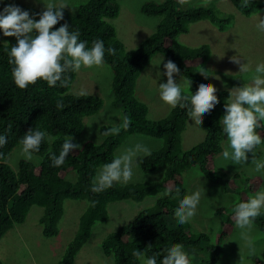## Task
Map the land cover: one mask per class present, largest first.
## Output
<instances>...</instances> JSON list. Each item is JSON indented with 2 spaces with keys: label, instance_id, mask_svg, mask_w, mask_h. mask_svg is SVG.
I'll return each instance as SVG.
<instances>
[{
  "label": "trees",
  "instance_id": "obj_1",
  "mask_svg": "<svg viewBox=\"0 0 264 264\" xmlns=\"http://www.w3.org/2000/svg\"><path fill=\"white\" fill-rule=\"evenodd\" d=\"M176 2L163 0L162 3L148 2L142 5L143 14L161 17V21L154 32L132 50L125 48L113 25L107 22L119 14L116 0H87L74 11L68 8L63 10L64 19L53 30L67 22L69 31H78L79 40L87 42V48H91L96 40L103 41V64L112 72L113 104L121 108L122 121L127 117L130 126L125 130L122 123L116 126L102 125L99 128L101 142L95 144L87 141L81 144V149L70 153L61 167L51 166V155H59L66 139L80 137L85 127L84 118L97 114L103 107V101L96 95L72 93L70 89L76 72L71 70L63 74V86L57 82L56 86L50 87L47 82L38 80L24 90L19 89L12 78L13 65L8 62L10 49L17 42L0 43V135L7 138V143L0 147V240L14 225L25 222L33 206L43 210L39 218L42 235L45 238L56 237L59 233L58 223L64 214V202L85 201L87 207L79 217L77 230L57 263L74 264L77 254L89 241L93 226L108 220L109 205L121 201L141 203L147 197L156 196L151 207L141 210L132 220L105 236L101 244L103 254L112 257L114 264H140L141 259L151 257H155L159 264L166 254L165 250L176 244L182 245V248L200 250V243H206L210 258L200 264H220V246L235 226V206L246 202L250 196L248 192H254L261 181L258 177L241 178L242 174L237 173L221 176L214 168V158L222 150L221 120L225 114L224 105L229 102V92L218 88L199 73V67L210 57L208 46L192 48L178 40L180 35L188 32L191 24L200 21L224 31L231 25L232 16L205 7L181 11L176 8ZM230 2L244 16L264 12V1ZM3 3L5 6L16 4L32 15L44 10L18 0H3ZM245 3L247 7L242 6ZM36 19L39 17L36 16ZM110 47L116 50L115 55L108 54L107 49ZM157 55L173 61L186 81L189 93L181 95L182 102L185 99L190 102L191 95L202 83H210L217 89L219 103L202 117L204 138L188 150H184L181 145L189 119L186 110L177 106L166 117L151 121L147 118L148 107L144 97L139 91L137 94L141 101L135 95L139 76ZM238 86L247 85L241 82ZM58 103L62 107H58ZM30 128L46 133L39 151L32 153V157L40 159L33 162L22 156L13 169L6 161L17 146H22L20 141ZM113 128H119L118 134L103 135ZM256 131L264 140V122ZM134 135L162 142L161 147L152 150L151 155L143 157L140 163L142 173L160 170L162 178L155 182L115 183L103 192L93 193L91 188L98 169L112 162L117 157L118 147ZM191 167H198L212 184L224 181L227 192L235 191L239 195L235 205H222L215 210V215H219L222 221L220 231L212 241L205 233H193L189 223L180 225L174 215L180 201L187 195L182 174ZM240 179L255 185L242 191L240 185L235 183ZM256 218L264 234V214ZM136 251L141 253L139 258L133 255ZM188 258L190 264H197ZM0 264L5 263L0 260Z\"/></svg>",
  "mask_w": 264,
  "mask_h": 264
},
{
  "label": "rangeland",
  "instance_id": "obj_2",
  "mask_svg": "<svg viewBox=\"0 0 264 264\" xmlns=\"http://www.w3.org/2000/svg\"><path fill=\"white\" fill-rule=\"evenodd\" d=\"M22 4L44 9V3L60 5L64 3L67 8L74 11L80 4L87 0H18ZM163 0H116L119 6V14L115 19L107 20L116 30L117 37L122 41L127 50H132L152 34L155 27L161 21V17H151L141 12L143 4L148 2L162 3ZM259 1V0H258ZM264 0H260L262 2ZM44 2V3H43ZM3 0H0V11L4 7ZM205 7L213 8L225 15L232 16L231 25L224 31L216 26L200 21L189 26L188 32L178 37L181 44L197 48L207 45L210 57L208 61L199 67L206 69L212 81L218 88L227 89L230 95L229 102L234 99L235 91L239 83L251 85V76L258 64H264V31L257 29V24L264 18V12H255L250 16L239 13L230 0H177L176 8L184 11L187 9ZM17 42L15 37H4L0 30V43ZM239 56L241 63H246L248 73L239 72V65L231 62V57ZM168 60L163 55L155 56L148 68L141 73L137 80L135 95L139 99V91L145 99L148 107L147 118L151 121L159 120L168 115L172 109L160 98L159 85L167 83L166 71L163 67ZM174 81L181 88V95L189 93L186 81L180 73L173 74ZM112 72L108 66L102 63L100 66L91 68L82 67L76 71L74 82L70 91L78 94H92L99 96L103 101L102 109L92 116L84 118V130L79 138L72 140L73 143L84 144L91 141L95 144L101 142L99 128L102 125L116 126L122 123V110L113 104L112 97ZM140 100V99H139ZM141 101V100H140ZM223 127V125H222ZM205 132L201 125H197L190 118L185 131L182 134V148L188 150L204 138ZM140 144L146 146L150 151L161 147L162 142L146 136L134 135L126 139L116 150V156L125 153L129 148ZM81 145V146H82ZM22 146H17L9 155L6 163L16 168L17 161L21 154ZM225 149L231 151L228 146L226 135L223 132L222 150L216 155L213 166L221 176L231 174H242L243 177H258L261 183L256 185L254 192H248L249 198L259 191H264V171L256 172L251 164V153L248 154V164L238 166L223 159L222 153ZM258 156H264V144L257 150ZM39 157L33 156L30 161L38 162ZM103 167V166H102ZM100 167L97 171L99 174ZM197 170L198 173L197 174ZM183 185L187 195L199 191L200 201L196 214L189 220L190 230L195 233H205L212 241L220 231L222 219L215 215V210L222 205L232 206L238 202V192L225 189L224 181L212 184L209 182L198 167H191L182 174ZM162 178L160 170L150 174H144L139 166H133V177L128 183L155 182ZM241 190L252 188L255 183L247 184L242 179L235 181ZM124 184V183H123ZM127 184V183H126ZM157 197H147L141 203L131 201L116 202L108 206V220L105 223H96L93 226L89 241L83 246L75 258L74 264H114L112 257H107L101 251V244L105 236L121 225L132 220L141 210L151 207ZM87 207L85 201L66 200L64 202V214L58 223L59 233L56 237L45 238L41 233L39 218L42 215V208L33 206L24 223L14 225L7 231L0 240V260L5 264H57L67 244L73 238L80 215ZM264 208L261 209V217ZM253 227L249 237L255 245V257L248 258V248L244 240L240 238V229L233 228L232 233L220 246V264H239L240 254L245 258L243 264H264V234L260 231L257 218L253 220ZM200 250L182 248L183 251L197 264L209 260V252L206 243H200ZM205 248V249H204ZM146 259H141L140 264H145Z\"/></svg>",
  "mask_w": 264,
  "mask_h": 264
},
{
  "label": "clouds",
  "instance_id": "obj_3",
  "mask_svg": "<svg viewBox=\"0 0 264 264\" xmlns=\"http://www.w3.org/2000/svg\"><path fill=\"white\" fill-rule=\"evenodd\" d=\"M183 3L184 0H181ZM44 3V2H43ZM247 7V3L242 5ZM67 5L61 3L59 7L52 3H44V10L32 15L27 10H22L16 4L9 3L0 11V30L4 37H15L16 45L12 46L9 53V64L13 65L12 78L14 84L21 90L29 85H34L38 80L47 82L50 87L61 82L66 71H79L82 67L91 68L100 66L104 61L105 47L101 40L92 43L91 48L86 47L85 41H80L78 31H69L70 25L65 22L53 30L54 26L64 19L63 10ZM36 16L39 19H36ZM257 29L264 31V18L257 24ZM7 44V42H5ZM109 55H115L114 48H108ZM231 62L239 65V72L248 73L246 63H241L239 56L231 57ZM166 70L167 83L159 85L161 100L175 109L179 106L186 110V115L201 125L202 117L219 103L216 95L217 89L210 83H202L198 86L195 94L191 95L190 102L186 99L182 102L181 88L174 81L173 74L179 73L177 65L168 60L163 65ZM200 75L209 76L206 69L201 68ZM251 85L239 87L234 94V99L225 103V114L221 123L226 135L228 146L222 153L223 159L231 164L244 166L248 164L251 153V164L256 172L264 171V156L257 155V149L264 144L256 129L264 122V64H258L251 76ZM233 92L230 90V95ZM58 107H62L58 103ZM130 120L125 117L122 127L127 130ZM119 128H113L103 133L104 136L118 134ZM46 133L40 130L33 131L31 128L20 141L21 154L27 159H32V153L39 151L40 145ZM7 143V138L0 135V147ZM81 149V145L73 143L72 138L66 139L62 144L59 155H51V166L61 167L66 157L74 150ZM151 155V151L143 145L137 144L129 148L124 154L116 157L110 163L103 165L99 174L94 178L91 191L100 193L113 187L115 183H128L133 177V166H139L143 157ZM197 174L198 170H197ZM179 190H177L178 192ZM200 192L186 195L175 209L174 215L180 225L188 223L196 214L200 201ZM264 208V191L257 192L246 202L235 206V224L240 229V238L245 241L248 248V258L255 257V245L249 237L253 227V220L261 214ZM159 264H190L187 254L182 250V245L176 244L165 250ZM134 256L140 257L136 251ZM239 264H243L244 257L240 254ZM145 264H157L155 257L148 258Z\"/></svg>",
  "mask_w": 264,
  "mask_h": 264
}]
</instances>
